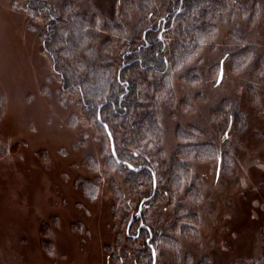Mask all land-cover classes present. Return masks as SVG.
<instances>
[{"label":"rangeland","instance_id":"obj_1","mask_svg":"<svg viewBox=\"0 0 264 264\" xmlns=\"http://www.w3.org/2000/svg\"><path fill=\"white\" fill-rule=\"evenodd\" d=\"M169 3L54 4L89 25L87 61L116 67ZM214 21L189 63L160 79L170 91L157 96L150 149L158 191L140 215L160 235L156 264H264V0H234ZM41 31V19L0 0V264L139 262L128 257L146 248L132 237L138 222L126 227L148 179L106 166L107 139L79 94L62 90ZM174 35L159 34L165 49Z\"/></svg>","mask_w":264,"mask_h":264},{"label":"trees","instance_id":"obj_2","mask_svg":"<svg viewBox=\"0 0 264 264\" xmlns=\"http://www.w3.org/2000/svg\"><path fill=\"white\" fill-rule=\"evenodd\" d=\"M13 1L22 6L32 20L41 19V49L50 58L52 70L58 75L62 90L79 94L77 102L82 110L89 121H94L100 128L102 136L106 137L110 151L105 156L106 166L126 173L131 180L143 181L140 175L148 179L140 184L149 189L139 200H144L143 210L148 206L146 202L153 199L158 191L150 149L158 144L161 134L160 99L157 96L159 92L166 94L170 91L168 83H162L160 79L167 78L173 67L189 63L200 44L214 32V18L227 10L234 0H170L166 11L145 28L140 42L128 43L116 67L96 62L91 65V61H87L84 54L89 49L83 39L89 25L80 15L68 13L60 16L55 0ZM167 30L174 31L175 35L170 40L169 48L165 49L164 38L159 34ZM104 125L110 132L115 157ZM182 134L189 137L188 153L195 152L200 144L191 142L189 131ZM202 145L213 147L211 143ZM133 183L139 184V181L133 180ZM138 184L135 187L140 188ZM82 188L83 192L85 187ZM144 225L138 228L140 233L137 235L146 240L147 230L144 228L150 229L151 226ZM152 233L149 243L154 240L153 244L144 241L146 248L143 251H137L136 248L128 254V257L133 254L132 259L137 257L142 261H131L132 264H151L152 248L156 249L154 244L160 240L158 232Z\"/></svg>","mask_w":264,"mask_h":264},{"label":"flooded vegetation","instance_id":"obj_3","mask_svg":"<svg viewBox=\"0 0 264 264\" xmlns=\"http://www.w3.org/2000/svg\"><path fill=\"white\" fill-rule=\"evenodd\" d=\"M143 201L144 200H141L139 202V204H138V208L137 209L139 210V208H140V213H141V210H142ZM138 210H137V213L131 214L129 219H128V223H127V227H126V230H128L127 234L130 233V231H129L130 227L135 223V221L138 222V224L136 226L137 233L140 231V229H138L139 227H144L145 226L144 223H143L142 218L141 217L138 218L140 216V213H138ZM144 229L147 230V231H145L147 233V238H146V240H145V238L143 236L140 237V238H143L144 241L147 242L150 245L149 239H151L153 237V233H152L153 230L151 228L149 229V227H148V229L150 230V232H148V229H146V228H144ZM132 237H137V234H132ZM153 250L155 251V254H156V249L154 247L152 248V254H153ZM151 264H152V262H151ZM154 264H156V260H155Z\"/></svg>","mask_w":264,"mask_h":264},{"label":"water","instance_id":"obj_4","mask_svg":"<svg viewBox=\"0 0 264 264\" xmlns=\"http://www.w3.org/2000/svg\"><path fill=\"white\" fill-rule=\"evenodd\" d=\"M221 73H222V70L220 69L219 74H218V78H217V82H219L220 79H221ZM104 126H105V128H106V130H107V134H108L109 139H110V149H111L112 155L115 157L114 144H113V141H112V139H111L110 132H109L107 126H106V125H104ZM139 212H140V208H139V210H138V213H139ZM155 257H156V254H155V251L153 250V254H152V258H153V260H152V264L155 263Z\"/></svg>","mask_w":264,"mask_h":264}]
</instances>
